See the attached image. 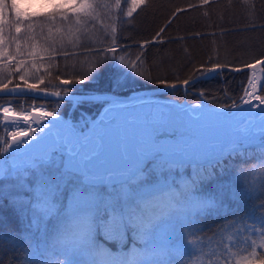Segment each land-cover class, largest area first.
<instances>
[{"label":"snow or ice","instance_id":"snow-or-ice-1","mask_svg":"<svg viewBox=\"0 0 264 264\" xmlns=\"http://www.w3.org/2000/svg\"><path fill=\"white\" fill-rule=\"evenodd\" d=\"M210 2L200 0V6ZM197 6L189 4L187 8H176L151 40L138 42V48L145 50L149 45L164 43L163 33L172 18ZM141 7H147V0H130V3L129 0H53L51 12L37 14L23 11L19 0H0V96L33 97L30 109L19 112L13 111L14 101H6L0 106L6 124L16 126L18 121L24 122L17 130L7 133L8 139L0 147V153L13 149L23 158L19 163L13 161L8 164L5 161L0 164V178L7 180L13 177L16 180V183L0 188V199L7 198L16 208L25 229L22 232L11 228L0 231V262H3V245L7 243L11 246L9 250L18 252L16 264H37V261L29 259L30 255L41 254L40 245L33 247L31 230L43 224V230L48 232L45 222L52 217L53 243L45 251L50 249L57 258L49 260L48 264H130L106 259L105 250L97 238L123 242L131 232L151 250L164 227L156 208L162 199L173 207L177 195L173 191L175 181L169 184L165 173L171 174L173 169L195 162L198 157L207 158L209 166L216 167L227 150L221 143L205 144L186 133L206 116L219 118L227 114L232 115L237 123L243 120L249 128L258 121L264 129V95L257 94V83L252 77L249 79L252 90L245 86L239 103L233 100L218 106L220 109H235L236 113L212 111L215 106L205 105L199 99L195 106L180 104L173 110L174 119L167 127H152L134 143L131 151L127 143L121 141L118 163L105 160L104 141L109 130L107 125L101 127L104 121L93 123L86 133L83 130L77 133L66 123L55 120L51 126L64 123L69 130L67 135L56 140L41 136L39 140L49 147L39 157L31 155V144L28 149H20L19 145L27 143L34 133L33 123L37 130L43 132L49 126L43 122L56 116V112L47 111L44 104L37 105L36 100L68 97L72 91L68 86L94 79V73L105 60H118L121 65L133 69L142 63L140 55L130 61L115 55L126 47L119 43L120 25L126 18L130 20ZM38 17L43 18L40 23H37ZM257 28L264 29V24H248L242 30L255 31ZM107 53L113 55L108 56ZM70 60L71 64L68 63ZM209 63L210 67L201 64L187 78L172 81L145 77L143 72L136 75L173 91L177 88L188 90L201 80L212 79L223 69L231 67L229 64L212 63L211 57ZM258 64H264V57L244 67L254 69ZM235 70L240 71L239 68ZM65 75L71 78L64 79ZM53 78L58 82L55 90L49 87ZM13 80L17 82L13 83ZM121 86V81L116 80L115 87ZM260 90L264 91V81ZM196 92L198 98L206 96L204 89ZM57 103H62V100ZM109 111L111 109L105 115ZM87 124L85 120V127ZM172 125L184 128L179 139L174 142L161 140L166 132L176 135L177 128ZM244 139L246 137L240 136L233 139L229 154L236 153ZM37 142L33 138V143ZM149 162L153 163L150 169L146 167ZM30 173L34 176L31 187L23 179ZM153 173L157 178H152ZM257 174L261 176L259 183L255 179ZM238 176L243 179L244 187L239 191L233 190L232 199H255L257 195H264V168L257 173L253 168L241 167ZM206 178L201 172H196L186 183V190L179 193L187 223L184 239H181L175 225H167L166 230L175 245L174 251L180 254L185 243H203L206 239L208 251L200 248L189 253L185 264H264V211L234 217L218 226L211 237L204 233L197 216L209 210L227 214L223 204L224 185L218 186L215 195L195 194L198 181ZM105 184L106 192L102 188ZM24 192L33 195L25 197ZM65 197L67 203L62 205ZM260 207L264 209V200ZM60 256L64 259H59ZM77 256H85L87 261H81ZM204 257H207L206 261ZM7 264H12V257Z\"/></svg>","mask_w":264,"mask_h":264},{"label":"trees","instance_id":"trees-1","mask_svg":"<svg viewBox=\"0 0 264 264\" xmlns=\"http://www.w3.org/2000/svg\"><path fill=\"white\" fill-rule=\"evenodd\" d=\"M19 3L23 11L30 13L40 14L51 12L53 9V0H19ZM189 4L198 6L188 8L185 12L172 18L170 26L163 33L164 43L149 45L145 50L138 48V42L151 40L156 32L165 25L176 8H187ZM42 19V17H38L37 23H40ZM248 24H264V0H211L209 4L203 6H200V0H147V7L137 9L130 20L126 18L125 22L120 25L119 43L126 47L123 51L115 53L117 57L124 56L128 61L135 60L140 55L142 63L133 69L121 65L118 60L108 59L94 73V79L85 80L83 83L77 82L68 87L71 88V93L78 94L108 92L127 95L134 91L161 86L137 76V72H143L145 77H160L170 81L177 78L184 79L201 64L210 67V57L212 63L229 64L233 68L244 67L245 64L254 63L255 60L264 57V29L242 30ZM196 33L201 35L197 36ZM107 55L112 56L113 54L107 53ZM61 63L63 64L64 61L62 60ZM68 63L71 64L72 61L70 60ZM247 76L246 70L234 74L221 72L212 79L204 81L201 89L206 92L205 98L209 103L229 104L233 100L238 102ZM63 78L71 77L65 75ZM118 79L122 83L120 88L115 87V82ZM16 82L13 80V83ZM57 84L58 82L53 78L49 87L55 90ZM259 94L264 95V91L260 90ZM171 95L178 100L182 98L193 100L197 97L191 92L184 94L175 92ZM6 101H14L13 108L19 112L32 105L33 97L30 95L0 96V106L4 105ZM57 101L48 98L35 102L37 105L44 104L47 108L53 109ZM59 104L63 106L62 113H68L71 102L62 101ZM99 107L100 102L78 104L72 110L71 116L75 120L91 119L96 115ZM6 128L7 125L2 123L0 114V147H3L7 140ZM261 149H264V143L242 148L236 153L223 157L216 167H210L208 163L189 162L181 168L173 169L171 174L179 177L174 180L175 184H173V191L177 193L173 202L174 206L169 207L167 201L162 199L156 208L160 221L164 224L162 228L173 224L181 239H184L187 220L182 211V197L179 193L186 190V183L196 172H201L207 177L198 181L195 193L197 195H215L219 185L225 186L223 204L227 209V214L209 210L196 217L207 237H211L218 226L225 224L226 221H231L234 217L264 211L260 207L264 195H257L255 199L245 198L243 200H234L231 196L233 190L239 191L244 187L242 178L238 176L241 167L253 168L256 166L259 167V170L264 168V152H261ZM4 155L5 153H0V159ZM146 167L152 168L153 163H147ZM209 173H211L210 176ZM165 175L168 174L165 173ZM152 178H157L155 173L152 174ZM23 179L29 187L33 186L34 176L31 173ZM14 183L16 180L13 177L7 180L0 178V188L5 184ZM102 188L105 192L107 191V187L102 186ZM23 195L31 197L33 193L24 192ZM63 199L62 205H64ZM174 207H178V209L172 213ZM63 210L61 207V211ZM45 223L48 232L43 230V224L31 230L33 247L40 245L39 252L41 254L30 255L29 259L37 261V264H48L49 260L54 261L57 258L50 249L45 251L53 243L51 232L53 218L48 217ZM8 228L17 232L25 230L16 208L9 203L7 198H2L0 199V231ZM161 230L155 238L151 250L143 240L135 237L131 232L123 242L108 241L102 237L97 239L105 250V258L108 260L127 261L130 264H185L188 254L194 251L185 243L184 251L178 254L174 251L175 245L170 236L166 234L161 236ZM207 244L208 241L205 239L203 243L198 242L195 245L198 249L203 248L206 252L208 251ZM3 248V262L0 264H7L10 257H12V264H16L17 250H9L11 246L7 243L3 245ZM76 258L87 261L85 256ZM59 259L63 260L64 257L60 256ZM204 259L206 261L207 257Z\"/></svg>","mask_w":264,"mask_h":264},{"label":"water","instance_id":"water-1","mask_svg":"<svg viewBox=\"0 0 264 264\" xmlns=\"http://www.w3.org/2000/svg\"><path fill=\"white\" fill-rule=\"evenodd\" d=\"M263 64H258L256 65V67L254 69H258L261 73V80L260 83L258 85L257 91L259 92L260 90V85L261 82L264 81V70H263ZM240 69V71L243 70H247L248 71V75L250 74L251 70H253V68H245V67H237ZM237 68H225L222 70V72H230V73H236V72H240V71H236L235 69ZM203 81V80H201ZM200 81V82H201ZM248 81V79H247ZM12 85H10L9 87H11ZM176 90H181L183 92H186L188 90H185L183 88H177ZM173 90H170L166 87L160 86V87H156V88H148V89H144V90H139V91H135L132 92L128 95H117V94H113V93H108V92H103V93H86V94H78V93H70V95L68 97H49L51 99L54 100H62V101H71L72 102V107H74L77 103L80 104L82 102H102V107L103 106H108L111 105L112 108V115L109 119H104V118H99L98 122L100 121H104V124L101 125L102 127L107 125V128L109 130V134L106 136L107 140L112 141V147L114 148V150L116 151V157H118V153H119V146L121 144V141L127 143V146L129 148V151H131L132 146L134 145L135 142L139 141L140 139L143 138L144 135H146L148 133V131L152 128V127H158L160 123L157 121H154L153 124L151 122L150 128L144 130L143 134L141 135L140 138L138 137H133V139H131V136L127 130V128L125 127V123L126 120L122 122V128L121 126H119L118 124L120 123L118 119L124 120V115L126 113V111L124 110H128V106L129 105H134L133 106V110L130 111L129 113H127L126 115H130L132 114L135 109L139 108V105H137L136 103L138 102V99L142 98V97H146V96H154V95H165V94H169L172 93ZM192 93L197 95L196 91H192ZM6 96V95H4ZM200 101H206V99L203 98H199ZM107 101V102H105ZM164 103H166L168 106L171 107V113L173 112L174 109L177 108V105L179 106L180 104H190L192 102H188L187 101H181L178 102L176 100H165L163 101ZM47 110V109H46ZM48 111V110H47ZM99 114V113H98ZM55 120H59L62 121L64 123H66L67 125L70 126V119H63L60 115L56 114L55 117L53 118H49L48 121H44L43 123L48 124L49 126L47 128L44 129L43 132L37 130V125L35 123L32 124V129H36L39 133L37 135H30V137L28 138V142L19 145V148L24 150V149H28L29 144L32 145L31 149H29L30 153L32 156L34 157H39L48 147L49 145H46L44 141H40L39 138L41 136L46 137V139L48 140H56V132H61L64 129V123L59 124L56 127H52L51 126V122L55 121ZM118 120V121H117ZM244 122V121H243ZM3 123L4 119H3ZM147 122H144V124ZM24 124L23 121H18L16 126L11 125V128L15 131L17 130V127L22 126ZM223 126L226 128V124H223ZM174 127L177 128L176 133L178 134V137H180V134L182 131H184L183 129L179 128V125H174ZM71 128L77 132L80 133L79 131L75 130L74 127L71 126ZM25 131H27V129H24ZM123 130V131H121ZM125 133V134H124ZM187 135H189L192 139H197L196 134H193L191 132V129L186 133ZM124 135V136H123ZM201 137V134L198 133V139ZM33 138L38 141L37 143H33ZM167 137H165L166 139ZM106 141H104V145L106 143ZM131 141H134L133 143ZM221 141V135L218 132H213L209 138H208V142L210 144H215V143H219ZM244 146H241L239 148H243ZM238 148V149H239ZM230 152V151H229ZM229 152H227L225 155L229 154ZM10 156L8 157V162L9 164H11L13 161L19 163L22 161V157L20 156L19 153L15 152L13 149H10L9 152ZM103 154L104 156H106L107 154L111 157V160H107V162H111V163H116V158L112 157V154L107 153V151L105 150V147L103 149ZM0 164H3L2 161L0 162ZM103 186H107L106 184Z\"/></svg>","mask_w":264,"mask_h":264},{"label":"bare ground","instance_id":"bare-ground-1","mask_svg":"<svg viewBox=\"0 0 264 264\" xmlns=\"http://www.w3.org/2000/svg\"><path fill=\"white\" fill-rule=\"evenodd\" d=\"M252 77H255V80H256V83H257V88H258V85H259L260 80H261L260 71L258 69L251 70V72H250V74L248 76V81L246 83V86H249V90H252L250 85H249V79L252 78ZM257 88H256V91H257ZM257 94H259L258 91H257ZM152 97H154V96H152ZM155 101H160V100L157 99V98H150V96H146V97H142V98L138 99L137 103H145V104L151 103V104H154ZM197 102L198 101L192 102L190 104L195 106L197 104ZM200 102H202V103H204L205 105H208V106H215V107L212 108V111H215V112H221V111L224 112V113H236L237 112V110H235V109H220L218 107L219 105H210V104H208L205 101H200ZM177 107H178V105H177ZM109 109H111V111H109L108 114L105 115V112L107 110H109ZM111 115H112L111 105L103 106L100 109L99 114L97 115V117L90 121L89 126L83 132H85V133L88 132L92 128L93 123H97L98 122L99 118L109 119L111 117ZM170 115H171L170 119L172 121L174 119L173 112L170 113ZM237 117L239 118V114L238 113H237ZM133 119L132 120L128 119V120L131 121L130 123H133V122H137L139 118L136 115V116L133 117ZM169 121H170L169 118L166 117L165 119H163V120H161L159 122L160 123L159 127H161V125H163L164 127H167L168 124L170 123ZM223 124H226V128L223 126ZM70 126L73 127L72 123H70ZM172 126L174 127V125H172ZM191 132L193 134H196V136H197V139H194V140H202L205 144H210L208 142V138L213 132L220 133L221 141L219 143L223 144L224 148L227 149L225 151V154H226L227 152L230 151V149L232 147L231 141L233 139H235L236 137H238V136L246 137V139H244L242 141L241 146L250 145L252 143H256V142L259 141V139L261 138V136L264 133V129H262L260 127L258 121L255 122L254 126L249 128V127L246 126V124H245V122H243V120H241L239 123H237L235 120H233L232 115L227 114V115L221 116L219 118L206 116L200 122V124L194 125L191 128ZM68 133H69L68 128L64 127V129L61 132H56V139L58 137H62L64 135H67ZM198 133L201 134V137L199 139H198ZM165 137H167V138L165 139ZM160 139L161 140H165V141L174 142L176 139H179V137H178L177 133H176L175 136H173L170 133L166 132L164 135H162L160 137ZM118 155L119 156L116 158V161H117L116 163H118L120 161V158H121V144L119 146ZM196 160L201 161V162H208L207 158H204V157H198V158H196Z\"/></svg>","mask_w":264,"mask_h":264},{"label":"rangeland","instance_id":"rangeland-1","mask_svg":"<svg viewBox=\"0 0 264 264\" xmlns=\"http://www.w3.org/2000/svg\"><path fill=\"white\" fill-rule=\"evenodd\" d=\"M202 84H203V81H201V82H199V83H197V84H195L194 85V87H190V88H192V90H194V91H196V90H199V89H201V87H202ZM196 88H198V89H196ZM243 88H244V86H243ZM175 92H181L180 90H175L174 92H172V94L173 93H175ZM182 93V92H181ZM184 94V93H183ZM150 98H157V99H159L160 101H155V103L154 104H151V103H147V104H145V103H136L137 105L139 104V108H137V109H135V111L132 113V114H130V115H126L127 113H129L130 111H132L133 109V106L134 105H129L128 106V110H124V111H126V113H125V115H124V120H121V119H118L119 120V126H121V128H122V122L123 121H125L126 120V123H125V127L127 128V130H128V132H129V134H130V136H131V139H133V137H140L142 134H143V132H144V130H146V129H148V128H150V124L152 123L153 124V122L154 121H158V122H160L161 120H163V119H165L166 117L167 118H169V122H171V119H170V113H171V107L170 106H168L166 103H164L163 101H165V100H171V99H176L173 95H169V94H165V95H154V97H150ZM198 97H196L195 99H193V100H188V99H186V98H182L180 101H183V100H185V101H187V102H196V101H198ZM177 101H179L178 99H176ZM239 102V101H238ZM237 102V103H238ZM218 105H220V104H218ZM101 105H100V109H101ZM100 109H99V111H100ZM15 110V109H14ZM50 110H52V111H54V112H56V113H58L62 118H70L71 119V123H72V125L74 126V128L77 130V131H80L81 132V130H85L88 126H89V123H90V121L91 120H93L95 117H93V118H91V119H81V120H75L72 116H71V114L70 115H68L67 113L66 114H63L62 113V110H63V106H62V104H56L55 106H54V108L53 109H50ZM98 111V112H99ZM137 115V117L139 118L138 119V121L137 122H133V123H130L131 121H129V120H132L133 119V117L134 116H136ZM129 119V120H128ZM85 120H87V122H88V124H87V127H85ZM134 120V119H133ZM144 122H147V123H145L144 124ZM149 122H151V123H149ZM179 128L180 129H183L184 130V128L183 127H180L179 126ZM7 129H9L8 127H7ZM123 129V128H122ZM34 130V129H33ZM121 131H123V130H121ZM36 133V131L34 130V133L33 134H35ZM125 134V133H124ZM124 136V135H123ZM107 140V138L105 137V141ZM132 143L134 142V141H131ZM260 143H264V133H263V135L261 136V138L259 139V141L258 142H256V143H252V144H250V145H248V146H251V145H256V144H260ZM247 146V147H248ZM104 147H105V150L107 151V153H110V154H112V157H114V158H117L115 155H116V151L114 150V148L112 147V141L111 140H109V141H106V143H105V145H104ZM8 155H6V153H5V155L2 157V158H5V157H7ZM105 157V160L107 161V160H111V157L107 154L106 156H104ZM6 161V160H5ZM195 162H199V163H201L200 161H198V160H196L195 159ZM207 163V162H206ZM253 170L254 171H256L257 173H259V167H253ZM25 177H27V176H25ZM176 178H179L177 175H174V174H168L167 175V181H168V183L169 184H172L173 183V181L176 179ZM255 179H256V181H257V183H259L260 182V180H261V176L259 175V174H257L256 175V177H255ZM243 180V179H242ZM64 201V205H66V203H67V199L66 198H64L63 199ZM176 209H178V207H174L173 208V211H172V213L176 210ZM169 235V233H168V231L166 230V228H162V230H161V233H160V235L161 236H164V235ZM187 246L190 248V249H192L194 252H196L197 251V249H198V247L195 245V244H187Z\"/></svg>","mask_w":264,"mask_h":264}]
</instances>
